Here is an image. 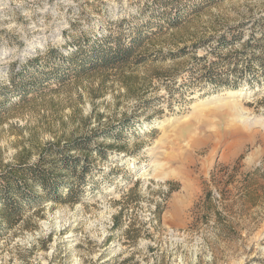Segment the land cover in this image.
Returning a JSON list of instances; mask_svg holds the SVG:
<instances>
[{
  "label": "rangeland",
  "instance_id": "374dc122",
  "mask_svg": "<svg viewBox=\"0 0 264 264\" xmlns=\"http://www.w3.org/2000/svg\"><path fill=\"white\" fill-rule=\"evenodd\" d=\"M230 33L264 0H0V174L55 181L16 177L0 264H264L263 69L197 66Z\"/></svg>",
  "mask_w": 264,
  "mask_h": 264
},
{
  "label": "trees",
  "instance_id": "16d2710c",
  "mask_svg": "<svg viewBox=\"0 0 264 264\" xmlns=\"http://www.w3.org/2000/svg\"><path fill=\"white\" fill-rule=\"evenodd\" d=\"M178 19L176 17L172 18L169 20V25L171 26H176L178 24ZM154 33L151 36H155ZM146 37V39H151L152 37ZM239 36L234 33H230L229 35H222L218 37L215 41L214 46L210 49L209 53L212 55H215V59L212 61H206V57H200L197 59V66L198 69L202 72L204 77L210 79L211 81H217V79H220L221 74L223 72H220L219 69L226 66L228 68L229 73H242V71H238V63L240 60H242V57H245L248 55V48H251L252 51H250V58L245 61V65H243L245 71H248L251 64L253 61H256L259 66L263 69L264 72V33L259 37L254 39L253 37L247 39L245 42L242 44V51L235 56L233 61H228L226 62V58L222 57L220 55V52L228 48L229 46H233L234 44L238 43L239 41ZM133 45L130 47H125L124 49H117L112 57H102V63L107 64L109 60L112 59V61H124L128 60V58L136 51L137 47L135 46L136 41H133ZM260 49L258 55H256L255 50ZM203 62V63H202ZM196 66V67H197ZM224 70V69H223ZM219 72V73H218ZM224 76V75H222ZM233 76V75H232ZM225 84L228 86L235 87L237 85V79H229V76L223 77ZM84 144V143H81ZM77 143H74L73 145L70 146L71 150L74 148H77ZM61 163L63 164L65 169H71L72 171L74 170L73 168L76 167L75 164L71 162L70 160L67 159H61ZM22 171H28L30 174H35L38 179V183L42 185L44 188H48V186L54 185V180L49 179L48 174L45 175H38L36 173V167L33 166H28L26 169L20 167H14L9 170H6L5 172L0 174V205L3 208L2 214L6 222H10L11 217L13 216L14 213L17 212L16 209V203L14 197L16 196L14 193L20 195L21 191L17 190L18 188V177L21 175ZM51 180V183H50ZM51 186L49 188H51ZM52 189V188H51ZM54 190L57 189V187H53ZM58 191V189H57ZM55 191V200H65L69 199L71 195L72 188L71 186H67L66 190L64 193H58Z\"/></svg>",
  "mask_w": 264,
  "mask_h": 264
},
{
  "label": "bare ground",
  "instance_id": "6f19581e",
  "mask_svg": "<svg viewBox=\"0 0 264 264\" xmlns=\"http://www.w3.org/2000/svg\"><path fill=\"white\" fill-rule=\"evenodd\" d=\"M227 94L232 95V96H233V95H234V96H236V95H241V91H239V90H238V91H228ZM216 99H217L216 96H213V97H212V100L215 101Z\"/></svg>",
  "mask_w": 264,
  "mask_h": 264
}]
</instances>
